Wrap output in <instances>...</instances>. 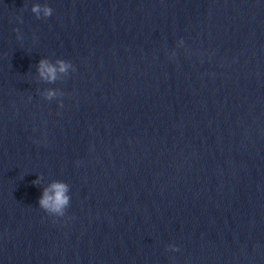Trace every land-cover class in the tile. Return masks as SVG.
<instances>
[{"label": "clouds", "instance_id": "obj_1", "mask_svg": "<svg viewBox=\"0 0 264 264\" xmlns=\"http://www.w3.org/2000/svg\"><path fill=\"white\" fill-rule=\"evenodd\" d=\"M31 11L38 19L48 18L53 14V8L47 4L36 3L31 8ZM22 22V20H21ZM19 32V29H17ZM22 39V36L19 37ZM181 45L184 41L181 39ZM175 56V53L172 54ZM76 71L75 66L71 61L64 59H56L55 62L48 58H43L39 61L37 72L40 80L46 83L54 84L62 76H69L70 72ZM46 100H53L63 97L65 93L57 89H46L42 93ZM60 107H63V101L60 100ZM42 176L33 181V184L40 185L42 183ZM71 204L70 185L67 182L54 180L47 187L44 188L41 198L39 199V207L43 209L49 216L64 217L67 209ZM171 251L178 252L180 249L177 245L171 244L168 246Z\"/></svg>", "mask_w": 264, "mask_h": 264}]
</instances>
